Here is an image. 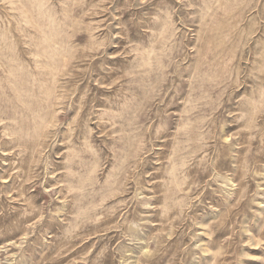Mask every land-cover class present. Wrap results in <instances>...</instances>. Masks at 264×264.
Segmentation results:
<instances>
[{"label": "rangeland", "instance_id": "rangeland-1", "mask_svg": "<svg viewBox=\"0 0 264 264\" xmlns=\"http://www.w3.org/2000/svg\"><path fill=\"white\" fill-rule=\"evenodd\" d=\"M0 264H264V0H0Z\"/></svg>", "mask_w": 264, "mask_h": 264}]
</instances>
